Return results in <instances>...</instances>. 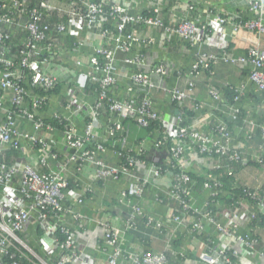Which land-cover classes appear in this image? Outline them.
<instances>
[{
    "label": "built area",
    "instance_id": "built-area-1",
    "mask_svg": "<svg viewBox=\"0 0 264 264\" xmlns=\"http://www.w3.org/2000/svg\"><path fill=\"white\" fill-rule=\"evenodd\" d=\"M207 2L0 0V264H99L85 247L95 249L100 240L113 248L105 264L119 262L123 248L118 231L102 220L92 219V228L81 223L74 205L83 204L90 188L78 177L72 182L74 172L89 169L91 179L107 182L136 178L144 165L153 176L171 173L166 194L181 208L172 213L179 223L197 213L192 194L199 172L190 156L205 157L212 170L200 185L214 187L212 197L223 191L214 172L223 168V157L242 162V155L235 145L223 143V122L215 125L214 137L194 122L185 124L182 103L191 97L194 79L217 59L246 65L249 81L264 90V53L256 47H249L245 56L228 52L230 39L242 29L264 34V0H242L237 5L244 8L236 13L217 9L211 19L201 20L213 10ZM49 18L56 22L45 21ZM173 39L197 50L185 71L184 88L167 85L172 73H180L171 62L149 65L142 53ZM204 45L217 48L220 55L201 51ZM84 46L91 47L85 60L80 58L89 51ZM117 61L137 71L127 76L122 95L113 97ZM157 91L168 96L175 115L168 113L170 105L167 114L156 110ZM209 94L220 99L217 89ZM239 96L236 90L233 100ZM231 111L234 116L236 110ZM131 124L147 129L133 146L128 139ZM261 135L264 139V127ZM146 182L138 176L125 184L117 202L142 196ZM198 224L193 221V228L199 229ZM236 227L232 214L227 227L217 224L216 229L238 243L254 245L236 236ZM212 245L208 239L202 264H233L227 244L219 250ZM167 262L164 254L134 259L135 264Z\"/></svg>",
    "mask_w": 264,
    "mask_h": 264
},
{
    "label": "crops",
    "instance_id": "crops-1",
    "mask_svg": "<svg viewBox=\"0 0 264 264\" xmlns=\"http://www.w3.org/2000/svg\"><path fill=\"white\" fill-rule=\"evenodd\" d=\"M207 1L213 10L209 16L201 17V20L211 19L217 9L236 13L238 9L244 8L243 3L237 5V2L242 0ZM249 47H256L264 53V34L256 35L242 29L238 35L230 39L228 52L233 56H245ZM84 49L89 51L81 55L80 58L83 60L86 59L87 53L91 52V47L84 46ZM201 51L220 55L217 48L206 45ZM142 53L149 65L161 61L171 62L174 69L180 73L179 75L172 73L167 79V85L175 84L184 88L188 79L185 71L189 70L194 62L197 50L189 43L173 39L169 44L163 43L161 46L145 49ZM118 56L121 58V54ZM116 71L117 82L111 95L120 97L127 76L137 71V68L124 67L121 61H117ZM211 88L218 90L219 100H214L210 96ZM236 90L240 96L233 100ZM88 96L92 98L91 94ZM153 98L156 110L167 114L166 105H170L168 96L157 91ZM54 100L58 101L59 98L56 97ZM182 108L188 116V122L185 124L196 123V127L210 134V137L215 136V125L223 122L227 132V139L223 143L235 145L242 155V162L222 158L223 168L214 172V176L222 180L223 191L218 197H212L214 187L206 188L200 185L203 177L212 173L208 168V161L200 155L190 156L191 163L195 164L193 169L199 172L192 194V202L197 213H189L183 223L172 219L173 208L178 212L181 208L177 207L166 194L171 188V173L153 176L149 167L139 166L141 168L138 176L147 181L143 195L131 197L130 202L125 200L118 203L117 197L125 188V184L135 182L138 176L135 174L136 178L131 180L129 177H121L118 181H95L91 179L90 170L86 169L83 172H74L71 178L73 182V179L78 177L90 188L83 204L74 205L81 213V223L92 228V219L102 220L110 223L118 231V243L123 248V253L117 264H135V257L140 261L143 254H164L168 264L185 262L202 264L201 258L208 254V239H212V248L216 250H219L221 244H227L233 264H264V139L261 135L264 127V90L256 89L249 81L246 65L217 59L212 62L209 70H204L194 79L193 93L182 103ZM169 109V114H176L171 105ZM231 109L236 110L234 116L231 115L233 111L229 112ZM100 121H105L104 114L101 115ZM77 122L81 125L83 120L81 123L77 119ZM145 131L147 132V129H138L135 125H130L128 139L132 146L138 138L146 135ZM110 152L109 156L112 155ZM112 160L118 162L119 159ZM177 171L174 169V172ZM245 189L255 197L245 194ZM202 214H209L212 220L204 218ZM232 214L237 219V227L234 230L236 236L253 242L254 245L238 243L235 238L218 232L217 224L227 227ZM197 220L199 229L193 228L192 225L193 221ZM85 249L99 264H105L113 250L102 240L96 243L95 249L87 247ZM192 260L195 263H192Z\"/></svg>",
    "mask_w": 264,
    "mask_h": 264
},
{
    "label": "trees",
    "instance_id": "trees-1",
    "mask_svg": "<svg viewBox=\"0 0 264 264\" xmlns=\"http://www.w3.org/2000/svg\"><path fill=\"white\" fill-rule=\"evenodd\" d=\"M45 21L50 22V23L53 24L54 22H56V18L45 19ZM93 86L96 87L95 84H93ZM86 88L91 89V85H87ZM145 132H146V131H145ZM190 171H191V170H189V172H190ZM189 172H188V173H189ZM73 185H74V183L71 184V186H73ZM57 235H58V233H57Z\"/></svg>",
    "mask_w": 264,
    "mask_h": 264
}]
</instances>
